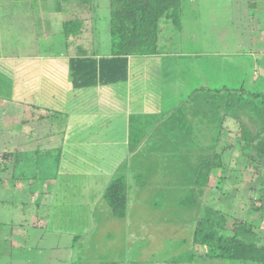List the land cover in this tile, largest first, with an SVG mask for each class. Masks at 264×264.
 <instances>
[{"label":"rangeland","instance_id":"rangeland-1","mask_svg":"<svg viewBox=\"0 0 264 264\" xmlns=\"http://www.w3.org/2000/svg\"><path fill=\"white\" fill-rule=\"evenodd\" d=\"M1 1L3 0H0V10L3 12ZM95 1L93 14H96L88 23L90 37L86 32V39H83L86 43L90 41L88 45H95V48L102 50L112 43L109 33V0ZM23 2L28 3V6L8 9L15 12L30 11L29 18L23 20V24L31 22L34 25V37L37 40L32 39L31 34L28 35L26 31L23 32V37L27 36L25 42H35L36 45L30 43L31 47L38 46L42 50L46 48V42L42 38L46 22L42 18V8L37 7L36 0ZM90 5L93 3L90 2ZM178 19V24H173L175 29L169 28L168 44L163 45V48L171 52L191 54L190 80L185 81L187 92L183 93L185 86L180 83L183 98L190 95L193 89L207 85L206 90L201 88L190 95L195 103L191 107L187 106L191 112L194 109L199 111L200 124L197 126L196 118L192 121V124L196 122L193 129H169L167 136L160 133L161 130L158 133L154 131L142 149L135 154L140 166L129 168L128 162L122 165L118 175L124 174L128 183L126 216H116L109 207L105 210L98 209L95 212L97 229L90 240L87 239L92 246L88 248L87 255L79 254L74 264H263L245 259L210 257L206 246L194 245L193 236L201 218L214 216L213 224L220 233L226 234L238 230V219L243 218L248 223H258L259 227L254 234L239 232L240 237L264 243V209L261 217L254 214L260 203V192L253 194L254 190L249 188L254 182L260 188L264 184V174L256 180L252 173L255 174L258 170L250 164L248 170H244V181H241L240 174L246 161L242 159L236 163L238 159L235 156L239 151L237 148L233 150L230 145L239 133L240 119L236 116L246 124L248 131H254L264 124V117L248 102L254 99L247 93H243V98L238 99L239 93L236 91L244 87L246 91L264 93V0H182ZM164 20L170 22L172 19H163L162 22ZM21 24L20 22L19 25ZM186 59L181 58L183 61ZM199 61L202 62L201 67L198 65ZM186 70L185 68L182 74ZM223 88L233 91L229 93ZM254 103H258V100L255 99ZM176 107L172 111L175 118L172 123L181 124L185 121L181 113L186 111L183 105ZM82 132L87 133V130ZM0 137V145L5 146V137ZM222 152L227 161H231L228 167L216 166L220 160L214 159L213 154ZM20 155L24 158L20 166L16 170L9 167L4 172L8 176L15 171L18 181L19 173L31 175L35 167L42 174L54 175L60 156L56 150L42 154L22 152ZM35 156L36 159L33 160ZM77 158L79 159L78 156ZM207 158L215 161L210 176H207ZM82 159L77 162L81 167L84 166ZM130 170L132 176L126 174ZM80 171L85 172V168H80ZM2 173L0 170V175H4ZM225 173L228 178L224 177ZM93 174L96 176L93 177ZM108 177L109 175H105L103 180L107 178L108 181ZM94 179L95 184L92 183ZM100 179V170H90L87 167L86 173L75 178L73 186H65H72L73 194L90 196ZM75 189H79L78 192ZM5 192L14 193L12 198L15 197L16 200L1 201L0 224L10 221L29 224L34 208L20 205L24 192L3 190L0 191L1 199L5 197ZM251 195H254L253 201L249 198ZM216 209L219 212L215 214L213 210ZM41 211L47 212L43 209ZM75 217L66 210L63 219L70 223ZM51 219L56 223L59 217L51 215ZM223 226L227 229L221 228ZM46 227V230L38 229L37 232L43 233L47 239H53L54 236L61 238L59 233H54L55 224L50 223ZM6 235L5 232L0 233L1 237ZM69 239L68 235L62 237L64 242ZM82 240L84 239L79 238L77 244ZM78 250L83 251L84 248L80 247ZM4 257H0V260Z\"/></svg>","mask_w":264,"mask_h":264},{"label":"crops","instance_id":"crops-1","mask_svg":"<svg viewBox=\"0 0 264 264\" xmlns=\"http://www.w3.org/2000/svg\"><path fill=\"white\" fill-rule=\"evenodd\" d=\"M23 1H1L4 13L0 10V136L5 137L6 145H0V153H17L14 162L9 163V167L15 170L24 160L20 155L22 152L42 154L56 150L60 156L54 175L42 174L36 167L31 175L19 173V181L15 178V171L13 175H0V191L22 190L24 196L20 205L34 208L29 224L23 221L0 224V233L7 234L0 236V257L5 256L0 264H74L75 258L79 254L87 255L92 246L89 238L98 224L95 212L108 207L102 199L111 178L125 162L129 168L140 166L135 154L154 131L161 130L160 133L167 136L169 129L190 130L196 125V122L192 124L196 118L198 126L199 111L194 109L191 112L187 106L195 103L190 95L207 88V85L193 89L183 98L180 83L185 86L184 93L185 81L190 80L191 54L163 48L168 44L169 28L175 29L173 20V23L164 20L161 22L159 52L130 56L126 80L76 88L71 76L72 57L80 50L98 58L113 52L112 43L100 50L95 45H88L90 41L84 42L86 32L90 37L88 23L96 14H93L96 1L84 6L70 1L63 7L62 1L36 0L37 7L42 8V18L46 20L42 37L46 48L42 50L38 46L31 47L30 43L36 45L35 42H25L27 36L23 37L26 31L37 40L34 25L31 22L23 24L30 11L10 10L16 6L27 7L28 3ZM79 15L86 18V30L69 41L64 34V22ZM182 57L187 59L183 61ZM185 68L187 70L182 74ZM173 105H183L186 111L181 113L185 119L181 124L172 123L175 120L172 111L177 108ZM84 130L87 133L82 132ZM77 156L83 158V167L77 165ZM32 159L35 160L36 156ZM87 167L100 170L101 179L91 191L93 194L71 193L75 178L86 173ZM80 168H85V172ZM131 172L126 174L132 176ZM105 175H109L108 181L107 178L103 180ZM92 183L95 184V179ZM67 184L72 186H65ZM13 194L5 192L0 203L16 200L12 198ZM66 210L76 216L74 221L69 223L63 219ZM51 215L59 220L52 222ZM50 223L56 225L54 233H59L60 239L56 236L47 239L43 233L37 232L38 229L46 230ZM63 235L70 236V239L64 242ZM79 238L84 240L78 245ZM80 247L84 250H78Z\"/></svg>","mask_w":264,"mask_h":264},{"label":"trees","instance_id":"trees-1","mask_svg":"<svg viewBox=\"0 0 264 264\" xmlns=\"http://www.w3.org/2000/svg\"><path fill=\"white\" fill-rule=\"evenodd\" d=\"M63 2V7L70 1L77 2L84 6L93 3L94 0H57ZM182 0H109V33L112 38V54L98 58L96 55H90L87 52L79 53L70 59V68L72 83L76 88H85L97 84H111L124 81L128 78L129 57L132 55H152L159 52V39L161 31V22L163 19H172L178 24L179 9ZM64 9V8H63ZM86 30V18L79 15L64 22V34L67 40L72 37L81 36ZM229 93L233 90L223 88ZM206 90V89H204ZM223 91V90H222ZM239 93L238 99L243 98V93H247L254 100H248L257 109L258 113L264 117V93L246 91L243 87L236 90ZM221 92V91H220ZM240 119L237 138L232 142L231 148H237L239 151L235 157L245 160L246 164L242 167L241 181H244V170H248L250 164L258 170L255 174L256 180L264 174V124L258 126L254 131H248L246 124ZM236 145H238L236 147ZM227 148V147H225ZM224 148V149H225ZM236 150V149H235ZM223 154V155H222ZM214 159H219L220 163L216 166H230L224 153H214ZM17 153H0V170L6 172L9 163L14 162ZM208 159V161H207ZM206 159L208 167L207 176H210L215 167V161ZM214 163V164H213ZM119 172V170H118ZM228 178V175H224ZM254 179V180H255ZM252 183L250 189L260 192L259 206L255 209L256 216L261 217L264 209V184ZM250 200H254L251 195ZM103 204L111 208L112 212L122 218L126 216L128 207V183L127 178L118 173L107 185L102 199ZM257 210V211H256ZM216 214L218 209L213 210ZM214 215V214H213ZM255 216V218H256ZM214 216L201 218L198 220L194 230V245H204L207 248V255L214 258L252 260L264 264V243H257L254 240L247 241L242 239L239 232L256 233L259 227L258 223L246 221L243 218L238 219L237 228L234 233H220L217 226L213 224ZM216 226V227H215ZM221 228L227 229L223 226ZM224 229V230H225Z\"/></svg>","mask_w":264,"mask_h":264}]
</instances>
